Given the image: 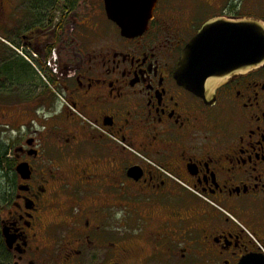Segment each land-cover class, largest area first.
I'll use <instances>...</instances> for the list:
<instances>
[{"label":"flooded vegetation","instance_id":"af4514ba","mask_svg":"<svg viewBox=\"0 0 264 264\" xmlns=\"http://www.w3.org/2000/svg\"><path fill=\"white\" fill-rule=\"evenodd\" d=\"M176 1L125 38L105 0H0L3 264H264V64L208 101L174 78L264 0Z\"/></svg>","mask_w":264,"mask_h":264},{"label":"water","instance_id":"95a60500","mask_svg":"<svg viewBox=\"0 0 264 264\" xmlns=\"http://www.w3.org/2000/svg\"><path fill=\"white\" fill-rule=\"evenodd\" d=\"M105 6L107 18L122 37L134 38L146 30L148 14L141 10L142 0H105ZM263 64L262 21L216 18L207 21L183 49L174 78L179 86L208 101L233 74H245ZM233 68L234 72L227 73Z\"/></svg>","mask_w":264,"mask_h":264},{"label":"rangeland","instance_id":"374dc122","mask_svg":"<svg viewBox=\"0 0 264 264\" xmlns=\"http://www.w3.org/2000/svg\"><path fill=\"white\" fill-rule=\"evenodd\" d=\"M175 7L180 10L179 14L176 16L179 17H188L191 11V7L193 5L191 0H177L175 2ZM264 8V7H263ZM173 39H170L168 36L164 37V43L166 47H170Z\"/></svg>","mask_w":264,"mask_h":264},{"label":"trees","instance_id":"16d2710c","mask_svg":"<svg viewBox=\"0 0 264 264\" xmlns=\"http://www.w3.org/2000/svg\"><path fill=\"white\" fill-rule=\"evenodd\" d=\"M4 255L2 253V250L0 248V264H3Z\"/></svg>","mask_w":264,"mask_h":264}]
</instances>
